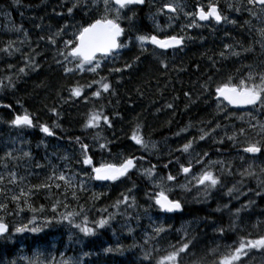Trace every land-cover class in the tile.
Here are the masks:
<instances>
[{"label":"trees","instance_id":"trees-1","mask_svg":"<svg viewBox=\"0 0 264 264\" xmlns=\"http://www.w3.org/2000/svg\"><path fill=\"white\" fill-rule=\"evenodd\" d=\"M46 2L47 0H18V3H14L13 0H0V20L4 16H6V14L9 13L15 18V22L23 25L24 23L28 24L25 26V28L21 29V31L35 30L32 35L34 36V42L38 41L37 44L42 46V49H40L41 51L38 56L40 61L39 63H41L40 67L37 68L35 71H32L29 77H24L21 85L22 91L26 87H28L29 90L32 83H35L34 86L38 85L39 83L42 86L41 89L32 90V95L25 94V101L27 104L30 105L33 104L31 99L33 94L37 95L39 99H41L43 93H46L43 88L46 87L45 85L47 82H49L48 84L53 87L52 91L46 94V99L44 98L41 103L39 102L35 104L36 107L33 106L35 109H38L37 111H39L36 112V116L34 115V124L39 125L41 123H44V121L40 117V109H42V105H44L45 107L47 106L49 108L57 107V110L61 113L62 123H66L64 116L70 118L69 123H66L67 125H70V128L66 129L67 132H57L59 134L56 135L55 139H49V141L53 142L57 140L59 143L61 142L62 144H67L66 146L70 145L75 148H80L81 150V144H86L88 145V147L94 146L93 142L90 141L92 135H88L90 130L84 131L81 126L79 127L81 122L80 120H77L80 119L82 116L73 120L72 114L76 112V110H78L79 112H84L86 105L90 104V102L89 100H86L83 95H81V97H71L70 89L77 85H87L89 82L95 80L94 78L99 81L100 78L103 76H101L99 73L82 74L75 67L71 68L73 69L71 73H61L56 69V65L54 66L52 63H49L55 61L54 59L48 57L47 50L43 49L47 48L49 45L52 44L49 43L50 37H53L56 42H60L62 46L67 40H75L74 36H69L67 39H65L64 32L58 36L53 35V32L60 31V28L62 29L65 24H71L76 22L79 23L81 21V17L79 15H76V17H73L71 20H65V22H63V19H65V14L63 13V11L67 10L66 3H64L63 5L60 4V7L57 6L54 8L47 6V4H45ZM84 2L87 4V6H84V4L77 8L91 7L93 9L94 15L104 10L103 0H98V7L92 6L91 0H84ZM52 3L57 5L60 2L59 0H52ZM24 5H27L28 7L27 12L26 10H24ZM41 7L45 9H52L50 13L51 17H57L55 18V23L52 26L46 25L45 29H42V24L44 20V16L42 14L39 15V19L37 22V26L39 25V27L31 25L32 21L36 20L37 11ZM77 8H74L73 10H76ZM129 13L130 11L125 17L132 15ZM241 13L245 15V12L241 11ZM18 14L19 18H17ZM23 14H29L32 16L33 19L28 21L24 20ZM46 16L48 17L47 11ZM179 19L180 18H178L177 20L179 21ZM124 20L122 21V24L126 31L122 35V37L127 38L130 37V31L128 28L129 23H126ZM148 22H150V16L144 15L143 13H139V15L135 13L133 25L136 28L140 30ZM62 23L63 25H61ZM214 26L215 28H205L202 31L200 29L194 28L195 32H193V36L187 40L186 45H184L183 48L176 49L172 51V54L170 56L165 55L161 59H155L150 51L143 52L145 50L141 49V45L135 37H133L132 39L130 37V41H126L123 43L127 45L126 47L114 51V55H109L105 57V59H103V64L104 66H106L105 70L107 71V74H105L104 77L107 78L106 81L108 83L111 81V88L109 92H101L99 101H96L95 97L93 96L91 98L92 100H94L93 105L99 106V108H101L100 105H102L104 107L103 114L108 115L110 118L112 125L111 127L103 124L104 128L108 131L107 135L112 129L114 130V132H117L118 128L125 124L128 119L131 121V119L135 118L134 116L138 113H148L151 103L155 101L152 100L153 98H155L154 95H156V93L158 95L159 89L161 88L158 82L154 83L153 85H149V80H153L154 78V80H156L157 77H164L168 74V76H171L173 78L170 83L173 85L174 88L171 89V92L169 91V95H167L168 100L172 102L176 100L177 92L179 95L182 94L183 97H187L184 96L185 91H187V93H189V102L195 105L194 108H192L191 110L187 108L186 113L184 111V114L181 117V121L177 120V115H172L170 122H168L166 125L162 124L163 127L161 128H164L163 130H166L165 132L173 133L176 132L178 129H181V127L185 126L184 120L186 118L187 121H189L191 124L199 120H208V113L212 111L208 109L210 107L209 104L211 105L212 103V97H209L208 101L203 102L200 105L198 89L200 88V85H203L204 82H206L204 79L211 75L213 72H217L216 76L221 77L220 82L226 81L228 79L226 77H223L225 72H230L233 70L231 56L232 58H234V55L223 50L219 44H221L222 47L226 48L225 45H228V42H231L232 40L240 41L244 39V35H246L244 33H248L249 31V29H247V26L244 25H237V28H232V25ZM222 28L224 30H227L224 31ZM210 29L214 31H210ZM187 31L183 33V36L185 38L189 35L187 34ZM219 32L223 33L220 34ZM228 32H230V35ZM4 34V30L0 28V41L5 38L3 37ZM41 37H43V39H41ZM37 48L38 47L36 45V49ZM241 48L242 46L241 44H239V49ZM10 49L12 48L10 47ZM118 52H122V55L117 58ZM221 53H223V55H221ZM137 57H139L138 60H136ZM42 61H46L43 62L44 65ZM47 61L49 64H47ZM133 61H135L137 64L133 65L131 69H127L124 67L126 63H133ZM161 61L167 64V68L163 67ZM228 62L230 63V66H226V71L222 72L224 65H226ZM52 67L55 73L54 71H52ZM114 68H121L123 70L121 72L111 71ZM170 69L172 70V72L170 71ZM216 69L219 70L217 71ZM150 70L151 74L149 72ZM0 71L3 73L10 72L7 68L4 69V67L3 69L0 68ZM51 71L53 72V74ZM145 71H148V73H145ZM56 73L58 74L55 77L54 83L48 77H52ZM19 77L21 78L23 76L20 74ZM179 77L181 78V80ZM125 79L127 82H124ZM113 81H115L116 83L115 86L113 85ZM120 86L121 89H125L126 94L129 95L126 99H124L120 93H115L116 89ZM132 89H136L138 90V92L136 94H133ZM206 93L209 94V92ZM151 95L153 96V98ZM64 97H66V99ZM5 101L10 103L8 105H12L11 107L13 108V113H20L18 108L19 105H13V99L10 100L9 98H6ZM173 112L171 111V113ZM205 116H207V118ZM162 119L165 121L164 118ZM119 122L120 125H118ZM37 127L35 128L38 129ZM155 127L156 126H154V128ZM10 132H12V130H10ZM5 134L6 133L4 132H0L1 140L8 139ZM27 135V144L30 145V148L37 147L40 135L33 132H29L27 133ZM158 136L160 137V135ZM77 137L80 138V143L76 142ZM114 138L116 139V137ZM114 138H112L111 141L115 142V140H113ZM242 138L245 139L246 137L243 136ZM245 142H247V140ZM108 148L113 149L114 147L111 146ZM221 148L225 147L221 146ZM122 149H124V151H128L131 148L128 146H123ZM0 151H3V149L0 148ZM50 152L51 151H49L48 149H38L35 156L37 158L34 162H32V165H30L31 167L28 173L33 172L35 170H42V176H49L52 171L61 172L60 169L64 167L62 165V162L67 165L68 163H72L73 159L74 161H77L75 163H78V161L80 162L81 160L80 156L78 155L79 151L75 152L73 158L69 157L66 159L60 155L62 159V161L60 162V156L57 158L53 153ZM79 154H81V152ZM93 157L100 161V157L95 155V153L93 154ZM183 157V153L181 151H177L172 156L169 155L168 157H163L159 160H156L155 163L160 166L161 171H163L162 173H164L165 175L171 174L172 176L179 178L178 175L180 174V165L184 164ZM4 159L5 158H2V156H0V162H2V160ZM230 159L231 158L229 156L228 158H226L227 163H229ZM150 162H153V160L151 159ZM50 164L52 165L48 166ZM55 164H59L60 169L57 168ZM235 164H238L237 158L232 155L233 168ZM165 165H169V167H165ZM262 166L264 167V162H262ZM253 170L259 173L260 168L257 166H253ZM223 176L225 175H222V179ZM229 178L231 177H226L225 180H223L222 186L218 190H213L207 200L203 198L202 193L196 191L194 193L192 185L188 186L185 190H177L169 193V196L171 198L180 199L183 205L182 210H180L174 215L173 225H176V223L185 222L190 219H197L199 222H201L196 227L191 229L187 233L188 235L184 238L177 239V236L172 238L168 235L169 233L165 232L161 233L158 237L155 235L157 237L156 240L150 237L153 236L152 234L147 238V240H143L141 238L142 232L140 230V226H138V222H136V220L134 219L131 220L132 222H134V231L132 232L122 229L116 224V222H112L111 225L106 226L107 229H109L110 231L116 232L113 233L114 235L117 236L118 234L121 237L122 243L126 241L128 244L131 237H133L132 240L134 239L140 241V245H143L145 247L144 249L147 250L148 253H150V259L144 258L145 253L139 248L137 244H134L133 248L123 247L122 252H104V248L114 247L116 245L122 246V244L117 241L110 240L109 233H107L108 231L103 228L97 229L94 235L87 236L82 244H76L78 247V251L83 252L81 256L82 262L80 264H156V260L159 259L160 256L166 255L167 251L171 250L169 248L170 245L178 246L182 241L187 242L188 240H190L192 236L196 237V242L194 247L191 248L190 254L195 253V257L193 259L185 257L184 264H197V261H199L201 258H204L205 264H212L213 260H216L218 264L219 254L225 251V243H232V241L233 243H236L239 241V238L241 236H244L243 232L240 230L241 227L245 226L246 229L254 230L255 233L251 234V237L264 235V232H261L262 224H264V196L255 195V192L258 190L264 191V189H260L257 184V179H264V175H261L259 177L245 176L242 178L238 174L236 176L238 182L235 184L238 188V191L233 194V197H229L228 195H226L228 188H232L234 186L229 185ZM34 179L41 180V178L38 176H34ZM42 180L48 181L45 177ZM29 181L31 182L30 178ZM61 186L66 187L63 184H61ZM49 188L50 190L47 192L43 189H39L35 190L33 194L27 193V205L25 203L24 197L21 196V192L17 193L18 196H21L19 201H13L11 199L13 195H8L7 193H5V198L2 202V204L6 205V208L4 210H9L11 212L15 209L18 204H20L24 205V207L35 206L34 210H37L38 212L41 211L44 213L50 211L52 210L53 204L59 206L62 202L60 195L61 188L57 189L54 185H51ZM241 193H243V195H241ZM237 196L238 199L235 198ZM249 200H254L255 203L251 207L242 210V212L240 213V219L237 221L235 228L230 227L232 221L235 219V217L232 216V213H234L237 208H240L241 205L247 204ZM101 203L102 200L100 196V198L97 199V203H95V205L100 206ZM225 204L228 205L227 209L223 207V205ZM24 207H19V209ZM218 207L220 208V211H216ZM25 210L29 212L31 209ZM63 211L64 210L59 211L57 215L65 213ZM99 213L100 212H96V215H99ZM102 215H104L103 212ZM0 217H4L9 223L12 224V220H10L11 216L7 215L6 213H2L0 211ZM243 220L247 223L255 221L259 224V226L257 225L256 227H249L248 225L243 224ZM75 222H81V218L77 219ZM140 225H142V221H140ZM91 226L94 227V225ZM218 227H223L225 229V233L221 234L219 232L214 231V229ZM53 234V231H50V229L45 228L44 231L40 233L24 232L21 236H18L19 239L14 238L10 241L5 240V243H0V257L6 255L9 256L14 253V251L16 253L17 246H19L20 243L28 247V250L33 249L36 244H48L52 240L51 237L54 236ZM18 248H20V246ZM212 249H217V252L214 254L212 252ZM78 251L73 249L74 253H77ZM260 251V262H258L257 253ZM84 253L89 254L84 255ZM78 261H80V259H78ZM0 264H5V261L0 262ZM245 264H264V260H262V250L253 249L252 252L249 253V256L245 258Z\"/></svg>","mask_w":264,"mask_h":264},{"label":"rangeland","instance_id":"rangeland-1","mask_svg":"<svg viewBox=\"0 0 264 264\" xmlns=\"http://www.w3.org/2000/svg\"><path fill=\"white\" fill-rule=\"evenodd\" d=\"M59 2L60 3L56 5L52 3V0H47L45 4H47V6L55 8L57 6L60 7L61 5L66 3V7L68 8L72 6L75 0H59ZM213 3L220 5L221 7H226V6L232 5V0H213ZM84 4L85 2H82L81 5H84ZM194 6L195 5H190V8H194ZM243 7L246 8L247 6H243ZM87 8L88 7H85L83 9L84 13L88 12ZM80 9L82 8H77L76 10H73V13L71 15L67 13V10L63 11V13L65 14V16H67L68 14L69 19L71 20L73 17H76L77 12L80 11ZM24 10H26L27 12L28 10L27 5H24ZM51 10L52 9H48V8L45 9L41 7L37 11L36 20L32 21L31 25L37 27L39 15L42 14L44 16L42 29H45L46 25L52 26L55 23V20H56L55 18L57 17H51L50 15ZM143 10H144V7L140 11H139V8L133 7L130 10L129 14H132L133 12H135L139 15V13H143ZM156 10H157L156 8H153L154 12H156ZM46 11H47L48 17L46 16ZM247 15H248V18H247L248 23H246V25L249 31L248 33L246 32L244 33L247 35V37L246 35H244V39L240 41L232 40L231 42H228L229 43L228 45H230L231 48H224L222 47L221 44H219L223 50L231 54L232 52L241 53L240 56H234V58H232L231 56V63H232L233 70L230 72H225L224 77H223V78L225 77L228 78L230 76L234 77L236 78V82H238L239 78L245 77L249 71L264 70V56L260 54L261 53L260 45H261V42H264V37H262L260 33V30L264 29V13L260 14L259 20L253 16H250L248 12H247ZM23 16H24V20H27V21L33 19L32 16L29 14H25V15L23 14ZM147 16H150V21H151L152 15H147ZM17 18H19V14L17 15ZM181 20L182 19L180 18L179 21ZM124 21L126 23H129L128 20H124ZM63 22H65V19H63ZM72 24L75 25V23H72ZM189 24L190 23L186 24L184 21H182L180 25H178L175 29L177 31H183L189 28L188 27ZM26 25L28 24L24 23L23 25V24H19L15 22V18L11 16L9 13L6 14V16H4L0 20V28H2L5 32L3 36L5 38L2 41H0V68L3 69L4 67V69L7 68L10 71L7 73H3L0 71V80L4 81V84L0 86V103L3 104L1 105V107L5 106V104H10L9 102L3 101L5 97H8L10 99H13V105H17V104L19 105L17 106L19 108L20 113L27 110L32 116L34 115L36 116V112H39V111H37L38 109H35L33 106L36 107L35 104L39 102L41 103L44 98L46 99V94L52 91L53 87H51V85L48 84L49 82H47L45 85L46 87L43 88V90L46 91V93L45 92L43 93L42 98L39 99L37 95L33 94V96L31 97L33 104L30 105L26 103L25 98L27 94L32 95V90L42 88L40 83L36 86H34L35 83H32L29 90H28V87H26L22 91L21 85H22L23 78L24 77L26 78V76L29 77L32 71H29L26 69L27 75L21 74L23 76L21 78L16 76L17 73L19 72V69L21 67H25V64H26L25 56H34L36 62L39 63L38 56L41 51L40 49H42V46L37 44L38 41L34 42V36L32 35L35 30L17 31L18 28L23 29L25 28ZM61 25H63V23ZM224 25H232V23L226 22ZM210 27L215 28L214 25H207V26L199 25L198 27H195V29L196 28L205 29V28H210ZM69 28L70 26L69 24H67L66 28H62L63 31L61 33L67 32ZM192 29H189L187 31V34H190ZM129 31H130V37H133V34L138 32L139 29L133 25L131 30ZM210 31H214V30L210 29ZM57 32L58 31L53 32V35ZM9 42H11L12 49L9 48ZM28 42H32V43H28ZM239 44H241L242 46L241 49H239ZM36 45L38 47L37 49H36ZM5 48H8V52L2 51ZM245 48H252L253 51L250 53H244L243 49ZM14 49H19V51H13ZM43 50H47L48 57H50L51 59H54L55 62H49V63H52L54 66L56 65V69L59 72H61L62 68H64L65 66L66 67L72 66V63L74 62L72 60V62H69L66 64L56 63L57 60H60V61L64 60V57L60 56L58 53L59 51L65 50V45L63 44L62 46L60 42L58 43V41L56 42V44H51ZM9 52H11V55H9ZM152 54L155 59H161L164 57V56H158L155 53H152ZM96 60L99 61V59H96ZM78 62L79 60L77 59V63ZM9 65H11L12 67L9 68ZM247 65H251L252 68L250 69L246 67ZM226 66H230V63L228 62L226 65H224L222 72L226 71L227 69ZM88 68H89V65L85 64L84 69L87 71ZM106 72L107 71L105 70V68L101 66L97 70V73H99L103 77L105 74H107ZM149 72L151 74V70ZM87 73L93 74L92 72H89V71H87ZM145 73H148V71H145ZM57 74L58 73L48 78L52 82L55 83V77ZM216 74L217 72L215 74L213 72L211 75H209L207 78L204 79L206 82H204L203 85L205 84L210 85L209 94H212V91L214 90L216 85L220 83L221 77H217ZM162 77L163 76H160L159 78L157 77L156 80H154L155 78L153 80H149V85H153L154 83L158 82L161 88L159 89L158 95L157 93L156 95H154L155 98H153V96L151 95L153 98L152 100H155V101L151 103L148 113H145V112L138 113L137 115L134 116L135 118L131 119V121L128 119L125 124H123L120 128L117 129L118 133L121 132V134H117L112 129L110 133L107 135L108 131L107 129L104 128L103 122H101V125L99 127L92 128L93 135L90 141L93 142L94 149H100L99 147L100 144L108 143L109 141L113 142L111 141V139L114 137H116V139L114 138L113 140L122 142L120 138L132 135L131 133H133V130L135 129L137 124L141 125L139 129L140 134L147 130L146 133L151 136L152 132L158 129H161V127H163L162 124L166 125L168 122H170L172 115L173 116L177 115L178 116L177 120L181 121L182 119L181 117L183 116L184 111L186 113L187 108L190 110L194 108L195 104H192L189 102V98H188L189 96L183 97V95L182 94L179 95L178 92L176 95V100H174L173 102L168 100L167 95H169V91L171 92V89L173 88V85L170 83V81L173 80V78L171 76H169L170 77L169 78L168 75L166 76L167 78H165V76L163 78ZM209 77H211L212 79L209 80ZM7 78H11V81H12L11 86H8ZM94 79L96 80V78ZM113 82H114L113 85L115 86L116 83L115 81ZM256 82L258 83L259 81L257 80ZM89 84H92V81L89 82L87 85ZM87 85H77V86L83 87V91L81 95H83V97H85V99L89 100L90 102V104L86 105L84 112L83 111L79 112L78 110H76V112L72 114L73 120L82 116L80 119L77 120V121L80 120L81 122L79 127L85 125L87 116L90 111H93V110L98 111L100 109L99 106L93 105L94 100H92L91 98L92 92L97 91L99 85L92 84L91 88L87 87ZM121 86L116 89L115 93L116 94L120 93L122 97L126 99L129 95L126 94L125 89L123 88L121 89ZM201 86L202 85H200V88L198 89V92H199L198 97H199L200 105L201 103L206 102V100L209 99V97L203 98L207 93L204 91V89ZM132 90H133L132 92L133 94H136L138 92V90L136 89L135 90L132 89ZM102 91L103 90L101 89V92ZM164 91H166L167 94H163ZM186 92L187 91H185V93ZM185 93H184V96H185ZM95 100L99 101V97H95ZM169 103L174 105L172 109H169L166 107V105ZM214 104L218 105V102H215ZM101 106L102 105H100V107ZM12 109H13L12 107H9V111L3 110L2 112H0V132L6 133L5 135L8 137V139L6 140L0 139L1 141L0 148L3 149V151H0V156H2V158H5L4 160H2V162H0V177H3V179H0V204H2L3 199L5 198L4 197L5 193H7L8 195L18 196L17 193L22 192V191L29 193V194H33L35 190L43 189L44 191L47 192L50 190L49 187L51 185H54L57 189L61 188L60 195H61L62 203L59 206L56 205L57 213L61 210H64L63 212H66V211L79 212L82 209L84 214L89 216L90 220H95V219L100 218L103 212L102 210L107 209V212H103L104 216H107L108 214L115 215V218L110 222L109 225H111L112 222H116L118 226H120L122 229L126 231H129V229H131L130 232L134 231V226H133L134 222H132L131 221L132 219L130 218L131 216H133L134 220L138 222V226H140V230L142 232L141 238L143 240H147V238L151 234L153 236H150V237L156 240L157 237L155 236L156 234L154 233V228L160 227V226L166 229L165 232L169 233L168 235L170 237L173 238L177 236V239H181L186 236L185 235L186 233H188L191 229H193L200 223L197 219H190L185 222L176 223V225H173V219L157 214L155 212V208H151L149 211L146 212L145 209H149V205L152 204V201L149 200L150 195L146 189L139 186L133 180H126L124 184H121L118 182L113 183V184L112 183L111 184H96L91 178L92 176L91 170H89L86 167V165H84L82 162L83 153L82 151L79 150L80 148H75L70 145L66 146L67 144H62L61 142L56 143V146H55L53 142H50L49 139L47 140L46 138L42 136H39L38 146L30 148V145L27 144L28 143L27 138L24 134V131H27L28 129H23V130L15 129V131L10 132V128L12 127L10 126L8 122L12 119L11 118ZM51 109L53 108H49L47 106L45 107L44 105H42V109H40V113H41L40 117L44 121V124L49 125L55 132H59V131L67 132L66 129L70 128V125H67L66 123H69L70 118L69 117L67 118V116L66 117L64 116L66 123H62L61 113L57 110V107L55 108L56 109L55 113L52 112ZM173 109H174V112H173ZM171 111L173 113H171ZM218 112L222 113L219 108L212 106V111L208 113V121L205 120V124H202L201 120L191 124L190 133L188 132V134H186L187 137L184 141V143L188 142L189 140H193V139H195L196 141L193 144V147L189 149V153H187V157L189 161L195 160L201 154V151L205 147L204 144L225 143L228 146L227 154L232 158V148L233 147L234 148L237 146L240 147L242 143H247L245 142L246 140L250 142V141H255V140L260 139V137L257 135L260 129L258 127L254 129L250 127V124L255 125L258 122L264 123V113H260L258 110H253L252 107L246 109L245 111H229L226 109V112L223 115L225 119L220 121L219 119L215 120V118H217L220 115ZM249 112H251V115L253 117H256V119H252L249 116ZM241 116H243V119L239 118ZM205 117L207 118V116ZM162 118H164L165 121ZM56 124H59L60 127L58 128L55 127ZM187 124H190V123L187 122ZM118 125H120V122ZM217 125H219V127H217ZM154 126L156 127L154 128ZM242 128L245 130L243 135H241L239 131ZM201 129L203 131H207L210 133V135L206 137L205 140L203 141L199 140V136L203 134L201 132ZM164 132L165 131L162 130L161 133H164ZM56 134H59V133H56ZM16 135H19V137H17ZM233 135H235L236 139L229 140L228 137L233 136ZM243 136L246 138L243 139L242 138ZM152 140H155V141L153 142ZM144 141L149 144L155 143V147L154 148L152 147V148L153 149L157 148L159 154L162 153L164 150H170L171 148H173L174 143H175L173 139V135H168L166 137H160V138H154V139L145 138ZM184 143H182L179 148H182V145ZM128 144L131 145L130 142H128ZM123 145L125 146V144ZM52 146H55L57 148V152L54 154L57 158L60 155L66 159L69 157L73 158V156L75 155V152L77 151H79V153L81 152V154L78 153L81 159L80 162L78 161V163H75L77 161L76 160L74 161V159L72 163H68L67 165H65V163L62 162V165L64 166L62 169H60L59 164H55V166L59 168L61 172L52 171V173L49 176H42L43 174L42 170L40 171L35 170L33 172L28 173L31 167L30 165H32V162H34L37 158L35 157L37 150L44 148L50 151ZM122 147L118 151H116L115 148L104 149L105 151L104 156H101L100 160L102 161L112 160L113 157H119L123 155L126 151H124ZM210 151L212 152L209 153L208 157L205 159L206 161L203 164H201L198 170H196L195 172H192L191 174L183 175L179 181H167V179L163 175L158 174L155 170H153V176L155 177V179L149 178L146 175L145 177L147 178L150 186L156 188L158 191L160 189L156 187V184L161 179H163L165 183L167 184L168 189H170V191L168 192H171L174 190L185 189L188 184L193 183V185L196 187V188L194 187L193 190L203 193L204 191L203 186L197 185L195 180L193 179V176L198 175L203 170V168L208 165V161H223L224 160L223 159L224 155L221 156L220 153H215L214 148H212ZM9 152L12 153V156L6 157V154ZM23 152H29L30 157H23ZM234 152L238 156L237 157L238 164L240 166H243V170L241 171H244L245 169H247L250 164L254 165L255 167L257 166L260 169L264 168L262 166V162H264V159L263 160L261 158L253 159L250 157L246 158L242 153H239L238 151H235V150ZM170 153H171L170 151L163 152L165 157H168ZM61 156H60L59 162L62 161ZM241 157H244V159H241ZM224 161H223V165L212 166L209 170L213 171L214 174H217L218 172H221L220 169L223 168L224 171L222 174L225 176H233L234 174H237V172H241L240 170L237 169V165H235V171H232L231 173V171H229V168L232 166V162H230V165L228 167H225ZM51 165L52 164L48 166H51ZM147 168H150V167L142 168L140 169V171L144 174V169H147ZM228 173H231V175H228ZM53 174H55L56 177H58L61 174H64L65 181H61L59 179H50V177H53ZM34 176L40 177L41 180L34 179ZM44 177L48 181L42 180ZM29 178L31 179V182L29 181ZM81 182H83V185ZM45 184L49 185V187L47 188L39 187ZM57 184H59L60 187H57L56 186ZM61 184L65 185L66 187H62ZM70 185H74V186H70ZM129 189H132V192H131L130 199L127 203H128V206L134 209V211L130 214V217L125 211H122L123 210L122 204L119 206V208L113 207V205L118 199H123V195L129 194L128 193ZM102 194H104L103 199L108 200V202L107 203L105 202L103 204L101 203L100 206H96L95 203H97V199H99ZM22 197H24V199L27 201L26 203L27 205L28 195L22 196ZM132 198H134L135 206H133ZM91 201H93V203L88 205ZM64 205H67L68 207L66 208L64 207ZM19 207H24V205L18 204L15 207V209L12 210L11 212L9 210L0 209L2 213H6L7 215L11 216L10 220H12L11 222L13 224V229L15 226H18L21 223H27V221L33 218V216H35L38 220H41L44 216L52 215V210L43 213L41 211L38 212L37 210H34L35 206H31V207L26 206L20 209ZM25 209L27 210L31 209V210L28 212ZM96 212H100L99 215H96ZM140 221H142V225H140ZM243 224L248 225L249 227L251 226L256 227L257 225L259 226V224L255 221L247 223V222H244L243 220ZM88 226H90V224ZM46 229L53 230L54 232L53 234L54 236L51 237L52 240L48 244L37 245L36 247L30 250L28 249L26 250L25 247L19 245L20 248H18L19 246H17L16 254L14 256L6 257V260H1V262L5 261V264H10L12 261H16V264H27V259L25 258H32V259L38 258L42 262V264H45L47 260H51L52 258H55L56 261L58 262L61 260H67V261H70L71 264H75V262L78 261V259H80L79 261L80 263L82 262L81 256L83 252L78 251V247L76 244H82L85 241L87 236H85L83 233H80L77 229L71 228V226L68 225L66 221L63 222L62 224L54 225ZM240 230L243 232L246 238H250V239L256 238V237L250 236L251 234L255 233L254 230L246 229L245 226L241 227ZM262 231L264 232V224H262L261 232ZM13 234L15 233H12V236H15ZM17 234L22 235L23 233H17ZM70 234H73V238L71 240L69 239ZM132 238L133 237H131L128 244L126 241L122 243V239L120 236H115L114 241L121 243L122 248L123 247L133 248L134 244H137L139 248L143 250L144 253L147 252V250L144 249L145 247L143 245H140L141 244L140 241H137L134 239L132 240ZM77 240H79V242H77ZM234 243L233 241L232 243H225V246L233 245ZM236 244H238V242H236ZM73 249L77 250L78 252L74 253ZM251 252L252 250H250V253ZM61 253L64 254L63 257H61ZM260 255H261V251L257 253L258 262H260Z\"/></svg>","mask_w":264,"mask_h":264},{"label":"snow or ice","instance_id":"snow-or-ice-1","mask_svg":"<svg viewBox=\"0 0 264 264\" xmlns=\"http://www.w3.org/2000/svg\"><path fill=\"white\" fill-rule=\"evenodd\" d=\"M14 3H18V0H13ZM84 0H75L71 7L67 8V13L71 15L73 13V9L81 6ZM146 0H103L104 4V12L100 16V18L95 19L93 22L88 23L87 26H82L77 29L76 32L73 33L75 40H67L64 42L65 50L59 51V55L64 57L63 61L57 60V64H66L72 62V60H79V63L76 64V68L79 70L84 69V65L88 64L89 68L87 71L92 73H97V70L100 68L99 61L96 60V53H102L105 57L109 55H114V50L126 47L127 45L118 42V38L125 33V29L121 27L119 21L121 19H127L129 22V30H131L134 19H135V12L132 13L130 16H123L122 12L125 9H129V6H138L145 4ZM92 6L98 7V0H91ZM84 6H87L85 3ZM258 6L260 13H264V0H247V7L242 9V6L235 7V11L240 12L241 10H246L250 16L256 17L257 19L260 18V14L254 10V8ZM229 7H233L229 5ZM130 10V9H129ZM167 13H176L177 11H182V6L176 5L173 3H164L161 7L157 8L156 13L153 15L152 19L155 21L156 15L166 14ZM186 16L192 18V23L188 25V27H198L197 19L199 21H209L215 20L216 23H220L222 20L227 22L228 17L222 16L219 8L215 3H209L207 5V10L204 9L202 6H197L195 13H185ZM171 19V17H169ZM235 23V21H232ZM245 23H248L246 21ZM39 27V25L37 26ZM67 25H65V28ZM21 29H17L20 31ZM154 30L157 33H162L163 30L161 29L159 24H154ZM63 29L55 33L54 35H61ZM261 36L264 37V29L260 30ZM43 39V37H41ZM136 39L140 42L141 49L146 50L144 47L145 42L154 45L158 49L167 50L169 48H177L183 46L185 42V37L183 35H164L163 39L160 38V35L153 34V35H138ZM50 43L56 44V40L53 37L49 38ZM69 46L71 48L69 49ZM261 55H264V42H261ZM11 47V42H9V48ZM226 48H231L230 45H225ZM2 51L8 52V48L3 49ZM13 51H19V49H14ZM252 48H245L243 49L244 53L252 52ZM11 55V52H9ZM223 55V53H221ZM234 56H240L241 53L239 52H232ZM71 58V59H70ZM139 57L136 58L138 60ZM25 67H21L17 76L19 77L20 74L27 75V70L35 71L37 68L40 67V64L36 62L34 56H25ZM135 63V61H133ZM133 63H126L125 68L131 69L133 67ZM161 64L164 68H167V64L161 61ZM12 66L9 65V68ZM246 67L252 68L251 65H247ZM123 69L121 68H114L111 71L121 72ZM73 69L64 67L65 73H71ZM8 79V86H11V78ZM212 78L209 77V80ZM106 77H101L99 81L93 80L92 84L99 85L97 91L92 92L93 97H100L101 96V89L103 92H109L111 85L106 82ZM259 81L258 83L256 81ZM4 84L3 80H0V86ZM92 84L87 85V87L91 88ZM205 92L210 91V85L205 84L201 86ZM83 91L82 86L72 87L70 89L71 97H80ZM114 94V93H113ZM185 96H189V93H185ZM215 97L218 101V107L223 105V102L226 101L227 105H232L236 108H242L244 106H252L253 110H258L260 113H264V70L260 71H249L245 77L239 78L238 82H236V78L228 77L226 81H222L218 83L215 87ZM5 107H11V105H6ZM167 108L172 109L174 107L173 104L169 103L166 105ZM52 112H56V109H51ZM104 107L96 111H90L85 125V128H97L103 122L104 125H108L111 127V121L108 115L103 114ZM249 116L252 119H256L251 115L249 112ZM243 119V116L239 117ZM10 126L14 129L23 130L32 127H39L40 131L47 136L54 135L52 128L47 124H34V120L32 115L27 111H23L22 113L16 114L9 122ZM55 127H60L59 124H56ZM141 125L137 124L133 133L131 135V140L135 141L136 145H139L141 148H146L147 144L140 135L139 129ZM219 127V125H217ZM250 127L256 128L258 127L260 131L257 135L260 139L255 141L248 142L247 146L243 148L244 153L254 154L253 159H255V154H264V123L258 122L255 125H251ZM181 131H184L183 129ZM240 134L243 135L245 130L242 128L239 130ZM201 134L199 136V140L203 141L206 137L210 135L209 132L203 131L201 129ZM177 133L176 135H179ZM229 140H235V135L229 136ZM76 142L80 143V138H76ZM195 139L189 140L188 142L182 145L180 149L183 153H189V149L193 147L195 143ZM108 143L100 144L99 147L101 149L108 148ZM81 150L83 152V164L84 165H93V159L89 156L88 150L89 147L86 144L80 145ZM152 147H155V143L152 144ZM204 157L208 156V153L205 152ZM12 153L9 152L6 154V157H11ZM23 157H30L29 152H23ZM143 159V157H140ZM244 159V157H241ZM137 159L135 157H126L123 158L120 163H101L99 166H93L91 168L92 173L94 176L91 178L97 181H118L122 177H126L130 174V171L135 169L137 166ZM202 163V158H197L195 160L196 165H200ZM215 165H223V161H208V165L203 168V170L198 174L194 175L193 179L195 180L197 185L203 186L204 191L202 193L203 198L207 200L213 190H218L222 184L223 179L222 177H218L213 171L209 170L212 166ZM39 166V165H37ZM153 166L152 168L144 169V175L148 176L149 178L155 179L153 176ZM165 167H169V165H165ZM193 163L189 162L187 166L184 164L180 165V171L184 174H191L193 171ZM221 173H223L224 169H220ZM231 175V173H228ZM239 175L243 178L247 177H259L264 175V168H261L259 173L253 170V165H249L247 169L240 172ZM3 179V177H0ZM50 179H59L61 181H65V175L61 174L58 177L53 174V177ZM176 178L169 174L167 176V181H174ZM67 183V181H66ZM83 185V182H81ZM242 183V181H241ZM257 184L260 189H264V179H257ZM60 187L59 184L56 185ZM74 186V185H70ZM39 187L47 188L49 185H41ZM156 187L160 190L151 194L149 196L150 201H154L153 204L149 205V209H145V211H149L151 208H156L158 211L162 213H173L182 210V203L180 200L170 199L169 195L167 194L170 189H168L167 184L163 179H161L157 184ZM238 191L236 185L232 188H228L226 195L229 197H233V194ZM251 191V189H250ZM132 189L128 190V195H123V199H118L113 207L119 208L121 204H125L127 206V202L130 199ZM22 196H27L26 192H21ZM75 195V194H74ZM243 195V193H241ZM256 196H264V191H256ZM238 199V196L235 197ZM13 201H19L20 196L13 195L11 197ZM133 199V206H135V201ZM25 203L27 201L25 200ZM255 203L254 200H249L247 204L241 205L240 208H237L232 216L235 219L232 221L230 227L235 228L237 221L240 219V213L242 210L251 207ZM64 207H68L64 205ZM225 209L228 208V205H223ZM6 205L0 204V209H5ZM103 212H107V209L102 210ZM216 211H220L218 207ZM81 219V222L76 223L77 219ZM115 218L114 214H108L107 216L101 215L99 219L90 220L88 215H85L83 210L81 209L79 212L73 211H66L65 213H61L57 215V206L56 204L52 205V215L51 216H44L41 220H38L35 216L29 219L27 223H21L18 226H15L14 229L10 228V225L5 221L3 217H0V239L4 240H11L12 234L11 233H40L45 228L52 227L54 225L62 224L63 222H67L71 228L77 229L80 233H83L85 236H92L95 234L97 229H103L110 224V222ZM89 224L94 225V227L88 226ZM131 231V229H129ZM166 229L162 226L155 227L154 233L158 237L161 233H164ZM214 231L219 232L221 234L225 233V229L223 227H218L214 229ZM188 235L187 233L185 234ZM73 238V234L69 235V239ZM79 242V240H77ZM196 242V237L192 236L190 240L187 242H181L178 246L177 245H170L169 248L171 250L167 251L166 255L160 256L159 259L156 260V264H184L185 257L189 259H193L195 257V253L190 254V250L194 247ZM219 247V246H218ZM257 249L262 250V260H264V235H259L254 239L246 238L241 236L239 238L238 244L234 243L233 245H226L225 251L219 254L218 264H245V258L249 256L250 250ZM104 252H122L123 249L120 245H116L114 247H107L103 249ZM212 252L215 254L217 249H212ZM89 253H84V255H88ZM63 253H61V257H63ZM145 259H150V253L145 252L144 254ZM27 259V264H42V262L37 259L32 258H25ZM11 264H16V261H12ZM45 264H71L70 261L61 260L56 261L55 258L51 260H47ZM75 264H80L79 261H76ZM197 264H205L204 258H201L197 261ZM212 264H217L216 260H213Z\"/></svg>","mask_w":264,"mask_h":264},{"label":"bare ground","instance_id":"bare-ground-1","mask_svg":"<svg viewBox=\"0 0 264 264\" xmlns=\"http://www.w3.org/2000/svg\"><path fill=\"white\" fill-rule=\"evenodd\" d=\"M216 5H217V4H216ZM217 6H219V5H217ZM133 7H137V8H139L140 10H142V8L144 7V4H143V5H138V6H133ZM133 7H132V8H133ZM195 7H196V5L194 6V8H195ZM219 7H220V6H219ZM228 26H229V25H228ZM121 27L124 28L123 24H122ZM230 27H231V26H230ZM240 27H241V26H240ZM197 29H200V28H197ZM222 29H223V28H222ZM228 29H230V28H228ZM244 29H245V28H244ZM200 30L202 31L203 29H200ZM223 30H224V29H223ZM225 30H227V29H225ZM225 30H224V31H225ZM239 30H240V29H239ZM216 32H217V31H216ZM216 32H215V33H216ZM230 32H232V31H230ZM230 32H228L229 35H230ZM240 32H241V31H240ZM217 33H218V32H217ZM219 33L222 34L223 32H222V33L219 32ZM224 34H226V33H224ZM224 34H223V35H224ZM122 35H123V34H122ZM231 36H232V35H231ZM10 38H11V37H10ZM8 39H9V38H8ZM2 40H3V39H2ZM189 42H190V41H189ZM11 46H12V45H11ZM13 48H14V47H13ZM116 50H118V49H116ZM116 50H114V51H116ZM30 51H31V50H30ZM30 53H31V52H30ZM32 53H33V52H32ZM15 54H17V53H15ZM21 54H22V53H21ZM43 54H45V53H43ZM19 55H20V54H19ZM22 55H23V54H22ZM41 55H42V54H41ZM21 57H22V56H21ZM41 57H43V56H41ZM38 58H39V57H38ZM36 59H37V58H36ZM42 59H43V58H42ZM46 59H47V58H46ZM151 59H152V58H151ZM48 61H49V59H48ZM48 61H47V64H49ZM39 62H40V61H39ZM43 62H46V61H42V63H43ZM40 64H41V63H40ZM223 64H224V63H223ZM43 65H44V63H43ZM41 67H42V66H41ZM50 68H51V67H50ZM169 68H170V67H169ZM217 68H218V67H217ZM52 69H53V67H52ZM40 70H41V69H40ZM166 70H167V69H166ZM213 70H214V69H213ZM216 70H217V69H216ZM52 71H54V69H53ZM52 71H51V72H52ZM56 71H57V70H56ZM170 71L172 72L171 69H170ZM54 73H55V71H54ZM163 73H164V72H163ZM219 73H220V72H219ZM219 73H218V74H219ZM39 74H40V73H39ZM52 74H53V72H52ZM160 74H161V73H160ZM214 74H215V73H214ZM168 75H169V74H168ZM168 77H169V76H168ZM217 77H218V76H217ZM162 78H163V77H162ZM165 78H167V77L165 76ZM165 78H164V79H165ZM169 78H170V77H169ZM159 80H160V79H159ZM59 84H60V83H59ZM56 89H57V88H56ZM58 89H59V88H58ZM61 90H62V89H61ZM157 90H158V89H157ZM59 91H60V90H59ZM55 94H56V93H55ZM61 94H62V93H61ZM63 95H64V93H63ZM52 96H53V95H52ZM52 96H51V97H52ZM56 96H57V95H56ZM61 96H62V95H61ZM64 98L66 99V97H64ZM53 99H54V98H53ZM32 117L35 118L34 116H32ZM41 124H44V123H41ZM33 128H35V127L27 128V129H28L27 131L31 133V130H32ZM37 128H38V130H40L39 127H37ZM52 130H53V129H52ZM53 132H54L53 137H54V139H55V137H56V135H57V134H56L57 132H55L54 130H53ZM75 134H76V133H75ZM127 135H128V134H127ZM74 136H75V135H74ZM153 136H154V135H153ZM56 142H58V141H53V143H54L55 145H56ZM58 143H59V142H58ZM93 147H94V146H90V147H89V150H88V153H91L92 156H93V154L97 151V149H94ZM100 161H102V160H100ZM233 173H234V172H233ZM161 175H165V174H164V173H161ZM179 175H181V174H179ZM179 175H178V176H179ZM233 176H237V174H234ZM190 217H191V216H190ZM180 218H181V217H180ZM207 227H210V226H207Z\"/></svg>","mask_w":264,"mask_h":264},{"label":"water","instance_id":"water-1","mask_svg":"<svg viewBox=\"0 0 264 264\" xmlns=\"http://www.w3.org/2000/svg\"><path fill=\"white\" fill-rule=\"evenodd\" d=\"M230 106H232V105H230ZM232 107H234V106H232ZM244 107H246V106H244ZM248 154H250V153H248ZM256 155V154H255ZM174 213V212H173Z\"/></svg>","mask_w":264,"mask_h":264},{"label":"flooded vegetation","instance_id":"flooded-vegetation-1","mask_svg":"<svg viewBox=\"0 0 264 264\" xmlns=\"http://www.w3.org/2000/svg\"><path fill=\"white\" fill-rule=\"evenodd\" d=\"M229 171H231V173H232V170H231V168H229Z\"/></svg>","mask_w":264,"mask_h":264}]
</instances>
